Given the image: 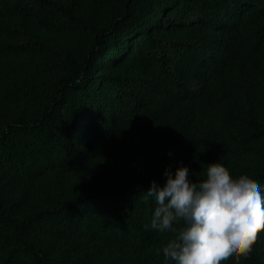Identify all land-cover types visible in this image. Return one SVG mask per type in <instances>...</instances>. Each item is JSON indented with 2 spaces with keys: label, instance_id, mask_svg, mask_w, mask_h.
Listing matches in <instances>:
<instances>
[{
  "label": "trees",
  "instance_id": "trees-1",
  "mask_svg": "<svg viewBox=\"0 0 264 264\" xmlns=\"http://www.w3.org/2000/svg\"><path fill=\"white\" fill-rule=\"evenodd\" d=\"M9 12L33 15L86 52L53 76L50 48L35 42L41 70L0 91V264H163L157 249L173 233L143 227L155 207L144 199L151 178L116 175L75 194L50 180L128 132L138 146L180 153L199 180L214 116L232 149L250 145L260 158L220 162L234 180L264 184V144L251 145L264 140V116L244 78L246 63L264 59V0H0V15ZM120 63L123 74H96ZM229 264H264V228Z\"/></svg>",
  "mask_w": 264,
  "mask_h": 264
},
{
  "label": "rangeland",
  "instance_id": "rangeland-1",
  "mask_svg": "<svg viewBox=\"0 0 264 264\" xmlns=\"http://www.w3.org/2000/svg\"><path fill=\"white\" fill-rule=\"evenodd\" d=\"M66 3L70 0H55ZM81 18L82 12L76 14ZM60 23L64 21L59 18ZM0 23L6 25L0 30V91H14V83L23 76L28 75L34 69L41 70V57L33 43L46 44L54 63L50 69L53 76H64L68 73V56L74 51L85 54L86 49L82 45H75V38L54 32L46 26H42L33 15L23 13H5L0 15ZM64 33V32H63ZM76 36L81 35L79 31ZM50 68V67H49ZM38 70V71H40ZM128 70L124 63L113 67L96 69V74L101 72L123 74ZM228 81L227 73L221 75ZM217 76L216 78H218ZM244 78L246 79V89L254 106L261 116H264V59L258 58L250 61L244 66ZM226 81V85H227ZM230 84V83H229ZM231 92L236 91L228 87ZM101 96H105V90L100 91ZM236 98L239 95L236 93ZM104 98V97H103ZM213 116V114H212ZM84 124L88 125L89 120ZM131 132L119 138L106 141L101 147L89 149L83 156L81 162L59 172L57 178L50 179L59 184L60 177L62 184L66 186L70 193H78L92 186L103 183L107 178L124 175L134 178H158L162 176L165 165H170L173 169L181 161L180 153L161 151L151 144L137 145L133 141ZM212 151L208 150V156L213 160L234 159L237 166H252L260 163V158L253 147L243 146L237 150L229 142L228 134L222 129L219 121L212 117ZM264 144V140L256 139L252 146ZM51 181L43 180L42 185L45 190L50 187ZM53 183V184H54ZM46 193H49L46 192Z\"/></svg>",
  "mask_w": 264,
  "mask_h": 264
},
{
  "label": "clouds",
  "instance_id": "clouds-1",
  "mask_svg": "<svg viewBox=\"0 0 264 264\" xmlns=\"http://www.w3.org/2000/svg\"><path fill=\"white\" fill-rule=\"evenodd\" d=\"M189 173L183 162L166 164L163 181L151 179L145 192L155 207L143 227L173 233L157 249L163 264H229L249 255L264 228V184L234 180L218 160L207 162L199 180Z\"/></svg>",
  "mask_w": 264,
  "mask_h": 264
}]
</instances>
